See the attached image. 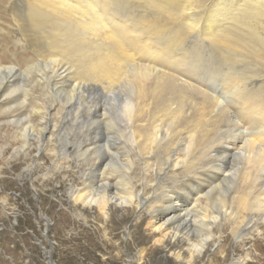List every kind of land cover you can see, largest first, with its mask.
<instances>
[{"label": "bare ground", "instance_id": "1", "mask_svg": "<svg viewBox=\"0 0 264 264\" xmlns=\"http://www.w3.org/2000/svg\"><path fill=\"white\" fill-rule=\"evenodd\" d=\"M1 125L77 218L133 211L189 259L264 236V0H0Z\"/></svg>", "mask_w": 264, "mask_h": 264}, {"label": "rangeland", "instance_id": "2", "mask_svg": "<svg viewBox=\"0 0 264 264\" xmlns=\"http://www.w3.org/2000/svg\"><path fill=\"white\" fill-rule=\"evenodd\" d=\"M13 137L10 127L0 126V145L9 144L0 153V264H264V236L252 229L236 238L224 223L214 230L216 245L189 259L181 243L154 244L144 224L136 225L133 211L113 207L105 219L80 206L75 210L84 219L75 217L67 200L70 177L47 153H39L42 144L30 150L29 158L16 154L20 145ZM58 163L65 165L64 159ZM256 227L264 234L263 225Z\"/></svg>", "mask_w": 264, "mask_h": 264}]
</instances>
